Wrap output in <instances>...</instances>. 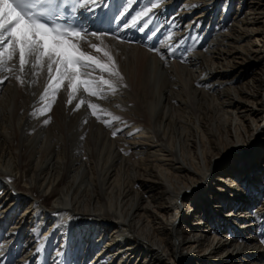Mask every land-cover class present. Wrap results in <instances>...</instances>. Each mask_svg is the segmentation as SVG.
I'll use <instances>...</instances> for the list:
<instances>
[{
    "label": "bare ground",
    "instance_id": "6f19581e",
    "mask_svg": "<svg viewBox=\"0 0 264 264\" xmlns=\"http://www.w3.org/2000/svg\"><path fill=\"white\" fill-rule=\"evenodd\" d=\"M125 1L154 49L0 57V264H264V0Z\"/></svg>",
    "mask_w": 264,
    "mask_h": 264
},
{
    "label": "snow or ice",
    "instance_id": "6c2138e0",
    "mask_svg": "<svg viewBox=\"0 0 264 264\" xmlns=\"http://www.w3.org/2000/svg\"><path fill=\"white\" fill-rule=\"evenodd\" d=\"M29 2L30 0H14V2L13 0H0V37H3L4 33H7V44L4 46V52H0V57L10 49L15 50L18 48L21 66L26 63V57L29 55H34L37 62L44 56H47L49 60L55 58L58 73H61L62 66L63 72H68L69 70L74 72L75 65L78 62L92 60L91 56L85 57L82 52L78 53V55L64 57L55 49L49 51L44 43V38L46 36H54L56 42L59 44L61 42L60 36H78L79 32L58 33L56 30L50 28L49 25L58 20L66 27L80 28L82 25L76 23L74 20L70 21L69 17L78 16L82 11L94 14L98 8L105 7L104 0H101L97 8H77L76 5L79 0H43L41 6L47 7L48 11L39 15L29 14L31 11L28 7ZM125 15L126 13L122 12L116 19L121 20ZM124 27H135V22L131 25L125 24ZM2 43L3 40H0V44ZM170 54L174 55V52ZM57 79H59V75ZM3 83L4 80H0V84ZM105 83L107 82L105 81ZM76 108L79 109L80 105L77 104ZM47 122L45 121V123ZM113 135L115 136L116 133L114 132Z\"/></svg>",
    "mask_w": 264,
    "mask_h": 264
},
{
    "label": "rangeland",
    "instance_id": "374dc122",
    "mask_svg": "<svg viewBox=\"0 0 264 264\" xmlns=\"http://www.w3.org/2000/svg\"><path fill=\"white\" fill-rule=\"evenodd\" d=\"M177 4H178V3H177ZM235 7H237V4H235ZM198 11H199V9L195 10L194 12H192V14H191V19L197 15ZM220 13H221V12L219 11V12H218V15H220ZM228 20H231V19H228ZM7 81H8V78H7V80H6V81L0 86V97H1V95L3 94V92H4V90H5V87H6V83H7ZM11 83H12V82H11ZM11 83H10V85H11ZM7 89H8V88H7ZM7 89H6V90H7ZM228 161H230V163L233 162V158H232L231 160L228 159ZM100 246H101V245H100ZM100 246H99V247H100ZM99 247L94 251V253L99 249ZM92 255H93V254H91L90 257H91ZM141 261H142V260H141ZM141 261H140V264L142 263Z\"/></svg>",
    "mask_w": 264,
    "mask_h": 264
}]
</instances>
